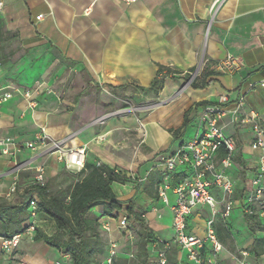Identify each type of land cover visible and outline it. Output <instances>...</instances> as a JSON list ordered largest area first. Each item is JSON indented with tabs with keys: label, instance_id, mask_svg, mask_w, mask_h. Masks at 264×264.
<instances>
[{
	"label": "crops",
	"instance_id": "obj_1",
	"mask_svg": "<svg viewBox=\"0 0 264 264\" xmlns=\"http://www.w3.org/2000/svg\"><path fill=\"white\" fill-rule=\"evenodd\" d=\"M38 15L42 18L36 21ZM0 22L6 56L0 64V84L15 89L12 99L0 107V139L24 145L44 129L52 140L63 141L66 149L84 147L85 163L113 169L132 163L136 155V170L144 180L148 178L140 185H111L122 203L113 218L103 216L100 207L91 210L97 212L99 223H108L109 231L102 235L107 247L112 241L117 243L116 259L134 254V233L124 234L116 219L127 215V202L133 199L153 239L169 244L167 264H191L187 252L173 243L169 207L154 196L163 173L161 158L191 140L192 125L205 107L200 103L217 105L219 97L228 94L221 130L234 141L233 157H239L244 168L233 162L229 171L237 198L225 224L232 245L244 240L249 263L264 264V246L257 249L258 255L250 251L255 239L264 240V230L254 235L248 232L239 204L256 172L259 152L250 149L255 137L251 124L242 122L239 115L235 120L232 114L233 102L242 95V112L255 114L264 129V0H137L129 4L120 0H0ZM227 57L239 62L238 70L218 71ZM66 69L113 98L106 97L104 103L88 109H65L51 84L68 78ZM160 69L162 86L150 91ZM193 81L208 84L194 89ZM37 82L42 86L30 108L22 94ZM123 98L137 102L134 113L117 108ZM92 115L103 120L101 127L90 126L87 121ZM24 163L28 167L14 171L15 165ZM39 165L45 167L46 178L53 168L61 167L55 154L40 148L22 149L15 158L0 156V199L20 202L15 201L17 196L29 187ZM15 177L16 193L7 199ZM211 193L216 201L221 200L217 189ZM168 200L170 205L174 201L171 193ZM203 214L208 216L199 219ZM209 215L207 207H198L188 219L187 233L203 237ZM259 220L264 227V214ZM18 248L9 258L0 255V264H23L14 256ZM223 255L224 251L217 255L219 264H227Z\"/></svg>",
	"mask_w": 264,
	"mask_h": 264
},
{
	"label": "built area",
	"instance_id": "obj_2",
	"mask_svg": "<svg viewBox=\"0 0 264 264\" xmlns=\"http://www.w3.org/2000/svg\"><path fill=\"white\" fill-rule=\"evenodd\" d=\"M92 2L98 0H91ZM125 4L137 0H120ZM42 15L35 20L39 21ZM239 68V62L227 57L217 66L222 73H231ZM195 75V74H194ZM41 83H35L31 90L23 92L22 97L28 102L30 108L34 102L33 95L39 92ZM264 86V83H262ZM15 89L0 84V107L13 97ZM229 104L228 94L221 95L217 105H207L201 111L195 121L196 133L194 137L183 144L172 154L162 157L161 164L163 173L156 188L157 198L169 207L172 214V229L174 233L173 243L187 252V260L191 264H219L217 255L225 251L215 233V219L219 217L223 223L229 219L234 208V181L229 174L233 165L235 150L234 141L231 137L222 133L223 119L226 114L225 106ZM233 116L239 115L241 121L251 124L255 137L250 143L252 151H258L256 172L252 177L249 189L240 200V208L245 215L264 214V129L253 113H243L244 97L237 96ZM40 148L56 155V159L63 167L72 173H78L84 168L86 149H66L63 141L52 140L46 135L44 129H40L33 142L20 145L10 139H0V156L15 158L22 149L34 150ZM28 167L27 163L15 165L17 173ZM115 173L118 171L115 170ZM46 183V170L43 165L35 168L32 185L44 187ZM217 189L221 194L218 202L211 193ZM17 178L15 177L6 195L9 199L16 193ZM174 197L170 205L168 194ZM36 194H32L27 201L28 222L25 230L10 237H0V255L11 257L23 240L32 241L36 231L37 220ZM221 204V209L217 205ZM198 207H207L210 215L205 220L203 237H197L187 233V222ZM118 229L126 235L131 234L128 216L117 217ZM102 231H109L106 222L99 223ZM148 247L156 255L155 260L149 259V264H167L169 244L153 240ZM118 256V245L115 241L109 243L105 257L100 264H113ZM234 264H250L249 252L239 251V256H234ZM60 264V263H59Z\"/></svg>",
	"mask_w": 264,
	"mask_h": 264
},
{
	"label": "trees",
	"instance_id": "obj_3",
	"mask_svg": "<svg viewBox=\"0 0 264 264\" xmlns=\"http://www.w3.org/2000/svg\"><path fill=\"white\" fill-rule=\"evenodd\" d=\"M1 31V22H0ZM3 39L0 32V64L6 60L3 52ZM159 74L151 83L149 90L156 92L163 83ZM208 82L191 83L194 89L204 88ZM210 105V103H200L199 106ZM243 170L244 164L239 157H233ZM81 178L65 189L54 194H49L47 181L44 187H35L31 184L22 195V200L11 203L6 199H0V237H10L13 234L22 233L28 222L27 201L34 193L37 196V219L41 221V216L50 220L56 231L48 236L38 229L35 231L33 240L42 242L46 247L57 251L61 255L68 256V264H100L107 251V242L104 240L99 219H91V210L95 207L101 208L103 216L113 218L114 212L120 211L122 203L117 200L111 189L113 183L125 184V178L121 173H115L114 169H109L101 165L85 163L84 168L78 173ZM157 196L156 192L155 195ZM235 196V195H234ZM138 207L133 199L127 202L126 212L128 218L132 220L129 229L138 238L137 251L128 259H115L113 264H149L148 244L153 241L152 231L147 226L138 211ZM248 232L254 235L258 231H263L259 217L257 215L243 214ZM215 233L222 245L232 243V238L227 230V225L221 220L214 224ZM264 246V240L255 239L250 251L258 255L257 249ZM135 247V246H134ZM137 254V259L135 255Z\"/></svg>",
	"mask_w": 264,
	"mask_h": 264
},
{
	"label": "rangeland",
	"instance_id": "obj_4",
	"mask_svg": "<svg viewBox=\"0 0 264 264\" xmlns=\"http://www.w3.org/2000/svg\"><path fill=\"white\" fill-rule=\"evenodd\" d=\"M67 77L64 81H54L51 84V88L55 95L58 97L59 102H61L65 109L71 111L73 109L72 107H78L80 109H88L93 106H99L100 104L104 103L106 100V97H109L112 99V96H109L104 91H100L101 89L95 88L94 86H91L88 81H86L83 77L77 76L70 72L69 70H65ZM113 95V93H112ZM124 99V98H123ZM137 105V102L133 98L124 99L123 102L117 103V108L124 109L129 108L128 112L134 113ZM72 106V107H71ZM119 113L116 112L113 115H119ZM98 115H92L91 119H89L87 122H91V125H97V127H101L102 121L101 118L97 119ZM86 125V124H85ZM87 126V125H86ZM193 133L192 137L194 136V132L196 131L195 124L192 125ZM192 137H190L192 139ZM121 145L126 144L125 142H120ZM133 149V148H132ZM132 163L124 164V165H117L114 170L118 171L120 174L122 173L125 181L127 183H132L136 185H140L143 183H147L148 178L144 177L142 178V174L140 171L136 170L137 164V156L132 157ZM59 163V162H58ZM61 167H59L57 170L53 168L54 172L50 173L48 175V178H46L47 181V187L49 194L57 193L60 190L65 189L68 185L73 184L74 182L78 181L81 176L75 175L72 172L67 171L61 163H59ZM52 170V171H53ZM157 177H153L152 180L156 181ZM22 195V194H21ZM18 195L17 199L15 201H21L22 196ZM237 198V195L234 196V199ZM237 214V213H235ZM208 215L203 214L199 216V219L206 218ZM90 218L95 220L99 219L97 212H91ZM216 219H220L219 217H216ZM215 219V220H216ZM38 220V219H37ZM132 223V220H130ZM23 226H27V223L23 224ZM36 228L41 231L42 233H45L48 236H51L56 231L54 224L41 216V221L38 220V223L36 224ZM229 226V225H227ZM135 235V242H134V252L137 251V242L138 238ZM24 241V240H23ZM244 240H241L239 242L234 241V245L232 243H227L224 247L225 251L222 259L223 263L227 264H234V256H239V251L246 250V247L244 246ZM16 257V260L23 263V264H68V256L61 255L57 252H55L53 249H50L46 247L42 242H35L32 240L31 242H24L19 245L18 251L14 255ZM137 254L135 255L134 259H137ZM149 257L151 260L156 259V255L154 253H149Z\"/></svg>",
	"mask_w": 264,
	"mask_h": 264
}]
</instances>
